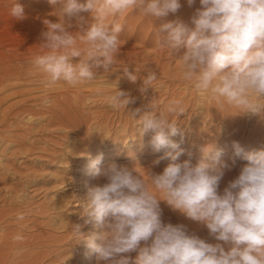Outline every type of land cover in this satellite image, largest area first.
Returning a JSON list of instances; mask_svg holds the SVG:
<instances>
[{
  "label": "clouds",
  "instance_id": "clouds-1",
  "mask_svg": "<svg viewBox=\"0 0 264 264\" xmlns=\"http://www.w3.org/2000/svg\"><path fill=\"white\" fill-rule=\"evenodd\" d=\"M48 2L63 3L62 20L43 21L46 31L41 45L46 51L35 55L32 63L47 84L64 82L73 87L93 81L101 69L110 72L123 31L116 17L133 9L158 20L182 7L181 0ZM195 3L187 0L189 6ZM199 5L191 26L180 19L161 23L157 42L182 62V79L198 92L235 108V113L264 114V0H199ZM85 12H91L94 22L81 15ZM11 15L17 20L26 17L18 0ZM74 27L86 44L83 49L72 34ZM73 58L80 59L73 63ZM122 75L133 83L139 78L129 67L122 69ZM157 79V72L146 68L140 92L153 88ZM118 80L107 103L126 110L135 100L118 88ZM129 113L137 122L136 135H150L155 151L179 147L172 137L181 135L179 117L185 108L180 100L170 101L165 112L150 104L148 110ZM234 147L237 155L243 152L238 143ZM202 153L193 165L177 162L182 150L176 152L161 173L148 170L147 181L136 168L115 163L101 168L102 154L92 159L88 172L103 182L90 187L80 201L82 223L71 225L77 243L83 241L105 264H264V150L244 153L246 163L222 192L221 181L231 167L220 160L222 151L215 145L205 146ZM149 183L162 198L150 190ZM161 201L203 224L211 237L230 245L229 249L189 233L186 225L164 223ZM16 219L22 221L25 216L19 213ZM88 225L104 230L85 235L82 229ZM13 239L20 242L24 237ZM133 252L137 253L134 260L129 255Z\"/></svg>",
  "mask_w": 264,
  "mask_h": 264
},
{
  "label": "rangeland",
  "instance_id": "rangeland-1",
  "mask_svg": "<svg viewBox=\"0 0 264 264\" xmlns=\"http://www.w3.org/2000/svg\"><path fill=\"white\" fill-rule=\"evenodd\" d=\"M16 2L17 0H0V77L5 75V70L10 68V65L15 67V70L18 68L25 75L30 67L22 66L21 61H32L31 57L42 51L41 44L44 42L42 33L46 31L43 21L62 20L59 11L63 7L62 2L51 5L48 0H18L24 6L26 13V17L22 20H17L11 15V8ZM183 9L184 7H181L179 11ZM81 15L89 23L94 22L91 12L81 13ZM150 18L152 17L133 9L115 18L116 22L123 25V31L119 34L120 51L116 58L133 59L136 54L138 59L146 58L145 64L140 61L136 63L138 66L121 64L110 69L114 75H120L124 67H129L130 71H134L141 78L133 83L135 89H132L133 93H129L131 97H134L135 102L126 110H114L111 106L100 102H98L99 105L91 106L86 102V106L84 105L80 111L81 115L77 112L78 115L68 114L67 116L63 110L64 107L62 110L59 108L60 104L65 106L64 96H59L61 103L56 102L58 106L52 99L62 89L52 88V85L40 79L32 78L28 81V78L20 75L19 79H9L6 84L0 86V99L6 97L0 103V121L5 118L8 120L5 119L4 123H0V264H105L90 252L83 241L77 243L71 226L82 223L80 201L86 199L88 189L103 182L101 178L93 177L88 172L90 161L101 154L103 157L101 168H106L113 163L130 169L136 168L147 181L148 170L157 174L161 173L172 162L171 156L176 152L182 150L177 162L189 161L195 165L203 157L202 149L210 144L215 145L222 151L220 160L231 167L221 181L219 190L222 192L228 181L233 179L240 167L246 163L243 159L244 153L264 150V114L254 117L252 119L254 121H248V114H244L243 122L233 124L228 118L230 110L226 108L222 107L225 112L223 110L219 117L225 116L227 121L221 117L216 119V117L207 116L209 118L207 119L199 112L201 108L194 103L204 98V94L190 84L186 86L180 82L177 72L181 70L182 65L181 68L176 65L180 60L173 58L169 50L161 47L156 40L159 22L174 20V14L158 20L150 21ZM112 19L109 18L108 22L111 23ZM144 22H152V24L146 25ZM71 31L77 38V46L85 48L86 44L79 38L81 33L75 27ZM129 54L131 58L128 57ZM15 55V58L12 57ZM137 58L130 60L132 65ZM154 58H160L161 68L156 67L157 62L153 64ZM140 67L141 71L137 70ZM144 67H151L150 69L159 73L157 81L154 82L153 88L148 89V93H141L138 90L145 75ZM161 71L169 74L161 73ZM114 86L116 87V85L110 87ZM97 87L96 84L90 85V88ZM115 87L112 89L116 91ZM194 97L198 98V101ZM175 99L180 100L185 108V114L179 117L181 135L172 137L179 147L177 149L167 147L155 151L150 145V135L142 138L136 135L137 122L129 112L137 108L143 112L148 110L150 104L155 103L157 111L165 112L169 102ZM28 109L35 110L37 113L33 112L34 115L30 117L32 114L29 115ZM103 110L108 118L106 115H103L104 118L97 117V120L95 115L92 117L94 111ZM82 112L86 116L90 115L88 121L84 119L81 121L79 117L85 116ZM224 121L225 123H222ZM234 143H238L243 149L240 155L236 154ZM149 188L158 198H162L150 183ZM160 207L164 223L186 225L189 233L197 235L208 243H221L225 250L229 249L230 245L218 242L211 237L203 224L185 218L164 201L160 202ZM19 213L24 214V220L16 219ZM103 230L91 225L82 229L85 235L100 233ZM16 235L23 236V241H14L13 238ZM129 255L134 260L137 253L133 252Z\"/></svg>",
  "mask_w": 264,
  "mask_h": 264
},
{
  "label": "bare ground",
  "instance_id": "bare-ground-1",
  "mask_svg": "<svg viewBox=\"0 0 264 264\" xmlns=\"http://www.w3.org/2000/svg\"><path fill=\"white\" fill-rule=\"evenodd\" d=\"M181 5H182V7H184V9L183 10H181V11H178L177 13H175L174 14V20L175 19H180V20H182V21H184L185 23H188L189 24V26H191V23H190V21H191V17H192V15H193V13H195V10L197 9V8H199L200 7V5H199V0H196V3L194 4V5H192V6H189L188 4H187V0H181ZM150 21H152L153 20V18H150L149 19ZM145 23V22H144ZM160 24H161V22H159ZM146 25H151L152 24V22H150V23H145ZM146 25H142L143 27L144 26H146ZM140 28V27H139ZM142 28V27H141ZM158 28V27H157ZM139 30V29H138ZM137 30V31H138ZM36 32V31H35ZM137 34V33H136ZM127 39H129V38H127ZM148 40V39H147ZM145 41V40H144ZM146 42V41H145ZM143 44H145V43H143ZM128 45V44H127ZM15 46V45H14ZM25 46H27V45H25ZM24 46V47H25ZM1 47H2V45H1ZM3 48V47H2ZM1 49V48H0ZM6 49V48H5ZM30 49H31V47H30ZM9 50H11V49H9ZM14 50V49H13ZM42 51L41 52H38L37 54H40V53H42V52H44V50L46 51V49H41ZM16 51V50H15ZM30 50H28V52H29ZM182 51H183V49H182ZM181 51V52H182ZM34 53V52H33ZM130 53V52H129ZM132 53V52H131ZM133 53H135V51L133 52ZM138 53V52H137ZM0 54H1V52H0ZM5 54H7V53H5ZM14 54V53H13ZM19 54V53H18ZM23 54V53H22ZM37 54H34V56L35 55H37ZM161 54V53H160ZM21 55V54H20ZM33 55V54H32ZM137 55L138 54H136V56H134V58H137ZM163 55V54H162ZM2 56V55H1ZM6 56V55H5ZM33 56V57H34ZM147 56V55H146ZM160 56V55H159ZM172 56V55H171ZM12 57H16V55L15 56H12ZM25 57H30V56H25ZM25 57H22V58H25ZM33 57H31V59L33 60ZM128 57L129 58H131L130 57V54L128 55ZM173 57V56H172ZM2 58V57H1ZM11 58V57H10ZM9 58V59H10ZM21 58V59H22ZM133 58V59H134ZM173 58H175V57H173ZM80 59V58H79ZM79 59L77 60V59H75V58H73V63H77L78 61H79ZM123 60H119V58H115V62H114V65H113V67L114 66H117V65H124V64H126V65H129V66H136L138 63H140V61L143 63V64H145L146 63V58L145 59H138L137 58V61H136V59H135V63L132 65V61H130L131 59H124V58H122ZM132 59V60H133ZM155 60H153L152 62H153V64L155 63V62H157L156 63V67L157 68H161V66H159V59L160 58H154ZM9 61V60H8ZM7 61V62H8ZM27 62H29V63H27ZM161 62V61H160ZM175 62H176V60H175ZM181 62V61H180ZM178 63V61H177V63H176V65L177 66H179L180 68H181V65H182V63ZM18 63V62H17ZM137 63V64H136ZM21 64H22V66H28V67H30V68H28V70L29 71H27L26 72V74L25 75H23V73L20 71V70H18V68L15 70V67H13L12 65H10V68H7L5 71H6V73H4L5 75H3L2 77H0V86H2V85H4V84H6V82H7V80L9 81V79L10 80H13V79H15V78H18L19 79V76L20 75H23V76H25V78H28V81H29V79H32V78H35V80L36 79H40V80H42L43 82H45V76H44V74L43 73H41L40 72V70L39 69H37L36 67H34V65H33V63H32V61H21ZM175 64V63H174ZM32 66V67H31ZM138 66V65H137ZM144 66V65H143ZM13 67V68H12ZM18 67V66H17ZM21 67V66H20ZM142 67V66H141ZM139 68V69H137V70H140V69H142V68ZM119 68V67H118ZM117 68V69H118ZM138 68V67H137ZM145 68V67H144ZM151 68V67H150ZM156 68V69H157ZM163 68V67H162ZM153 69H155V67L153 68ZM18 70V71H17ZM27 70V69H26ZM145 71H146V68L144 69ZM177 70V69H176ZM179 70V69H178ZM177 70V71H178ZM114 71V70H113ZM141 71V70H140ZM143 71V70H142ZM167 71V70H166ZM25 73V72H24ZM141 73V72H140ZM161 73H164V74H167V72H164V71H161ZM170 73H171V71H170ZM181 73H182V68H181V70L179 71V72H177V74H178V76L180 77L179 78V80H180V82H182V84L184 83V84H186V86H188L190 83L189 82H186V81H184L183 79H182V75H181ZM143 74V73H142ZM159 74V73H158ZM169 74V73H168ZM167 74V75H168ZM139 75V74H138ZM144 75V74H143ZM22 76V77H23ZM170 76V75H169ZM177 76V77H178ZM111 77H114V79H111ZM119 77V80H118V85L120 86V87H122L121 88V90H123V91H125L126 89L128 90H126L127 91V93H129V92H131V93H133V91H132V89L134 88L133 87V82H131V81H128L127 80V78L126 77H123V75L122 74H120V75H114L113 74V72L112 71H110V72H104L102 69L97 73V76H96V78L93 80V81H90V82H85V83H83V84H80V85H77V86H75V87H73V86H71V85H68V84H66V83H64V82H58V83H56V84H54V85H52V88H58L57 90H59V88H60V90L61 91H58L57 92V94L56 95H54L53 97H52V99L55 101V104H56V102H58V104H60L61 102H60V98H59V96H64V98H65V100H63V102H64V105L65 106H61V104H60V107L59 108H61L60 110H62V107H64L63 108V110L65 111V113H67V116H68V114L71 116L72 114H74V115H78L77 114V112H79V114L81 115V110H82V107L85 105L86 106V102H88V100L89 99H91V103H88V104H91V106L92 105H97L98 104V102H100L101 104H104V105H106V106H110L108 103H107V97L109 96V95H111L112 93H114L115 92V90L114 89H112V88H114V87H110L111 85L113 86V85H116V82H117V78ZM139 77V76H138ZM166 77V76H165ZM12 78V79H11ZM175 78H176V76H175ZM174 78V79H175ZM173 79V80H174ZM177 79V78H176ZM138 80H140V78L138 79ZM172 80V81H173ZM167 81H169V80H167ZM163 82H164V80H163ZM180 82H178V83H180ZM138 83V82H137ZM140 83V82H139ZM177 83V82H176ZM91 84H96V85H98V87L97 88H90V85ZM168 84H169V82H168ZM10 85H12L11 83H10ZM108 85V86H107ZM141 85V84H140ZM161 85V84H160ZM171 85V84H170ZM178 85V84H177ZM181 85V84H180ZM139 86V85H138ZM162 86V85H161ZM166 86V85H165ZM6 87V86H5ZM10 87V86H9ZM119 87V88H120ZM192 87V86H191ZM116 88V87H115ZM44 89H49V88H45L44 87ZM135 89V88H134ZM133 89V90H134ZM139 91H140V88L138 89ZM138 90H136V91H138ZM151 90V89H150ZM125 91V92H126ZM135 91V92H136ZM138 91V92H139ZM54 92V91H53ZM134 92V93H135ZM137 92V93H138ZM50 93V92H49ZM55 93V92H54ZM148 93V92H147ZM8 94V93H7ZM130 94V93H129ZM140 94V93H139ZM180 94V93H179ZM188 94V93H187ZM201 94H204V93H201ZM136 95V94H135ZM143 95V94H142ZM142 95H141V97H142ZM181 95H183L182 93H181ZM94 96V97H93ZM138 96V95H137ZM137 96H136V98H137ZM180 96V95H179ZM189 96V95H188ZM190 96H191V94H190ZM140 97V98H141ZM6 99V97L4 96V97H2L1 99H0V103L3 101V100H5ZM46 98V97H45ZM134 98V97H133ZM139 98V97H138ZM178 98V97H177ZM194 98H196V97H194ZM193 98V99H194ZM48 99V98H47ZM156 99V98H155ZM189 99V98H188ZM191 99V98H190ZM198 98H196V100H197ZM203 99V100H202ZM49 100V99H48ZM135 100V99H134ZM176 100V99H175ZM195 100V99H194ZM199 100V101H198ZM197 101L198 102H196V103H194L198 108H201L200 110H199V112H201L202 114H204L206 117L205 118H207V116L209 117H216V119L217 118H220L219 117V114H221L222 112H223V110L226 108L227 110H230V112H228V118L230 119V121H231V123H233V124H235V123H237V122H239V123H241V122H243V120L244 119H242V117H243V113H235L236 112V109L235 108H232V107H229V106H227V105H221V104H219V103H217V101L216 100H214V99H212L209 95H207V94H204V98H201V99H198ZM140 101V100H139ZM147 101V100H146ZM159 101V100H158ZM164 102V101H163ZM51 103V102H50ZM190 103V102H189ZM137 104V103H136ZM156 104V103H155ZM164 104H165V102H164ZM99 105V104H98ZM139 105V104H138ZM146 105V104H145ZM167 105V104H166ZM56 106H58L57 104H56ZM132 106V105H131ZM188 106H191V105H189L188 104ZM187 106V107H188ZM192 106H194V105H192ZM195 106V107H196ZM95 107V106H94ZM165 108H166V106H164ZM222 107L224 108V109H222ZM191 108V107H190ZM193 108V107H192ZM58 109V108H57ZM112 109H114V108H112ZM143 109V108H142ZM145 109V108H144ZM29 110V109H28ZM34 110V109H33ZM115 110V109H114ZM121 110V109H120ZM160 110V109H159ZM196 111H197V109H195ZM37 113V112H35V110L34 111H32V110H29V115H31L32 113ZM191 111H189V113H190ZM198 112V113H199ZM224 112H225V110H224ZM227 112V111H226ZM63 113V112H62ZM92 113V112H91ZM119 113V112H118ZM197 113V112H196ZM197 113V114H198ZM64 114V113H63ZM82 114H85V113H83L82 112ZM93 116L92 117H94V115L96 116V120H97V117L99 118V116L100 117H103V115L105 116L106 115V118H108V115L106 114V112H105V114H104V110L103 111H94L93 113ZM112 114V113H111ZM196 114V115H197ZM201 114V115H202ZM224 114V113H223ZM225 114H227V113H225ZM224 114V115H225ZM34 114H32L30 117H32ZM79 115V116H80ZM193 115V114H192ZM200 115V114H199ZM200 115V116H201ZM247 115V114H246ZM83 116V117H82ZM82 116H80L79 118L81 119V121L84 119V120H86V121H88L89 120V117L88 116H90V115H88L87 114V116H86V114H85V116L84 115H82ZM188 116H190V114L188 115ZM203 116V115H202ZM223 116V115H222ZM257 115H252V114H248V116L247 117H249V119H247L248 121H254V120H252L254 117H256ZM66 117V116H65ZM78 117V116H77ZM116 117V116H115ZM199 117V116H198ZM225 117V116H224ZM224 117H221V119H223ZM226 117H227V115H226ZM5 118V117H4ZM75 118V117H74ZM104 118V117H103ZM105 118V119H106ZM131 118V117H130ZM200 119H201V117H199ZM203 118V117H202ZM227 118V119H228ZM6 120H7V118H5ZM5 119H3V120H1L0 121V123H4V121H5ZM15 119V118H14ZM58 119V118H57ZM127 119V118H126ZM207 119H209V118H207ZM215 119V118H214ZM10 120V119H9ZM71 120V119H70ZM73 120V119H72ZM206 120V119H205ZM223 120H226L225 118L223 119ZM8 121V120H7ZM76 121V120H75ZM201 121H202V119H201ZM203 121H204V119H203ZM208 121V120H207ZM227 121V120H226ZM10 122V121H9ZM100 122V121H99ZM200 122V121H199ZM228 122H229V120H228ZM7 123V122H6ZM71 123V122H70ZM73 123V122H72ZM80 123H82V122H80ZM108 123V122H107ZM118 123V122H117ZM202 123V122H201ZM209 123V122H208ZM222 123H225V121L224 122H222ZM231 123H230V125H231ZM75 124V123H74ZM89 124V123H88ZM94 124H96V125H98L97 124V122H94ZM104 124V123H103ZM203 124H204V122H203ZM238 124V123H237ZM104 125H106V123L104 124ZM130 125V124H129ZM224 125V124H223ZM226 125H228L227 124V122H226ZM22 126V125H21ZM92 126V125H91ZM99 127L101 126L100 124L98 125ZM18 127V126H17ZM80 127V126H79ZM191 127V126H190ZM230 126H228V128H229ZM233 127V126H232ZM130 128V127H129ZM212 128V127H211ZM103 129H104V127H103ZM239 129V128H238ZM41 130V129H40ZM99 130V129H98ZM124 130V129H123ZM131 130V129H130ZM40 132V131H39ZM42 132V131H41ZM118 133V132H117ZM203 133V132H202ZM221 133V132H220ZM132 134V133H131ZM117 136V135H116ZM132 136V135H131ZM97 138V137H96ZM117 138V137H116ZM233 139V138H232ZM255 140V139H254ZM31 141V140H30ZM20 190V189H19ZM10 194V193H9ZM19 195V194H18ZM23 199V198H22ZM166 213V212H165ZM166 217V216H165ZM173 223V222H172ZM25 245V244H24ZM1 247V246H0ZM83 261V260H82ZM83 264V263H82Z\"/></svg>",
  "mask_w": 264,
  "mask_h": 264
}]
</instances>
